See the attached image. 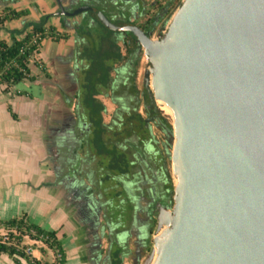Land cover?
Segmentation results:
<instances>
[{
    "label": "water",
    "instance_id": "1",
    "mask_svg": "<svg viewBox=\"0 0 264 264\" xmlns=\"http://www.w3.org/2000/svg\"><path fill=\"white\" fill-rule=\"evenodd\" d=\"M95 15L136 37L172 118L173 204L142 264H264V0H180L159 40Z\"/></svg>",
    "mask_w": 264,
    "mask_h": 264
},
{
    "label": "flooded vegetation",
    "instance_id": "2",
    "mask_svg": "<svg viewBox=\"0 0 264 264\" xmlns=\"http://www.w3.org/2000/svg\"><path fill=\"white\" fill-rule=\"evenodd\" d=\"M51 1L53 12L40 16L37 21L43 19L46 26L50 18L58 19L71 32L60 34L66 39L71 37L74 44L63 57L52 58L50 71L43 73L40 82L59 98L57 111L44 113L43 138H49L45 143L46 152L51 159L57 151L93 157L91 163L84 161L88 171L85 169L81 178L73 176V182L66 178L59 183L61 200L75 210L79 219L91 210L87 226L93 227L98 236L111 235L109 245H114L117 236L122 235L118 246L109 249L111 264H142L158 222H163L173 204L167 151L171 126L153 102L147 86L150 65L136 37L130 32H116L115 45L120 58L110 65L108 89L93 96L102 106L99 115L106 126V133L100 138L107 153L97 152L92 127L82 113L79 100L80 80L88 65L81 54L89 47L79 32L92 31L98 22L95 15L98 11L116 26L135 27L150 40H159L180 0H165L163 4L161 0H135L133 12H127L121 21L109 20L103 9L105 0H79L76 4L71 0ZM83 6L92 10L77 12ZM51 73L59 77L53 79ZM116 156L119 162L115 164L121 172L113 166ZM87 174L101 175V178L98 183L87 184ZM112 178H120L125 196L121 200L116 199V192L112 190L115 186Z\"/></svg>",
    "mask_w": 264,
    "mask_h": 264
},
{
    "label": "crops",
    "instance_id": "3",
    "mask_svg": "<svg viewBox=\"0 0 264 264\" xmlns=\"http://www.w3.org/2000/svg\"><path fill=\"white\" fill-rule=\"evenodd\" d=\"M105 1L106 6L103 9L110 21H121L127 12L132 13L136 2ZM4 6L15 11H27L24 18L4 24L6 30L19 29L25 21H37L40 16L50 14L54 10L51 0H0V10ZM118 14L120 17H117ZM48 26H52L59 34L71 33L58 19L50 18L46 23V27ZM0 39H7L2 30ZM73 44L71 37L57 43L50 40L41 41L38 53L28 64L33 80L22 81L26 86H34L38 90L37 97L25 92H16L14 86L8 92L0 93V221L24 215L28 223L46 231H54L65 254L64 264H111L109 249L111 246H118L122 235L117 236L114 245H109L111 235L98 236L93 227L87 226L91 210L79 219L75 210L61 200L59 183L66 178L70 182L75 180L74 177L81 178L82 173L88 171L84 161L91 163L92 155L80 152H69V155L63 151H55L56 154L51 159L45 144L49 138H43L46 118L44 113L57 111L59 98L40 82L43 80V73L50 71L52 58L63 57ZM42 47L45 49L42 50ZM33 62L40 66H35ZM40 68L44 72H41ZM57 77L59 76L52 74L53 79ZM104 174L108 176L107 173ZM95 176L87 174L85 182L98 183L101 175ZM112 180L115 184L112 190L116 192V199L121 200L125 196L120 178ZM102 197L106 196L102 194ZM21 244L30 247V257L51 262V254L46 250L40 252L37 244L26 238L22 239ZM0 264L26 263L21 259L14 260L0 254Z\"/></svg>",
    "mask_w": 264,
    "mask_h": 264
},
{
    "label": "trees",
    "instance_id": "4",
    "mask_svg": "<svg viewBox=\"0 0 264 264\" xmlns=\"http://www.w3.org/2000/svg\"><path fill=\"white\" fill-rule=\"evenodd\" d=\"M26 15V10L15 11L7 7L0 10V30L7 36L6 40L0 39V93L8 92L12 86L24 80H33L28 64L38 53L42 40L58 42L66 39L65 35L57 33L54 28L46 27L43 19L37 22L26 21L19 29L4 28V24L22 19ZM79 36L89 43V47L81 54L88 60L87 68L80 80L79 100L83 106L82 113L86 114L92 127L93 146L99 154L107 153L103 138H100L106 133V126L101 123L99 115L102 106L93 99V96L108 89L110 65L120 58L115 45L118 33L107 30L95 22L92 31L79 32ZM33 63L35 66H40ZM40 71L44 72L42 68ZM11 117L14 118L13 115ZM135 120L140 122L138 117H135ZM118 158L119 156L114 158L113 166L116 171L118 170L117 172H121L120 166L116 165L119 162ZM0 230L7 232L8 235L7 240L0 241V254H5L14 260L21 259L26 264H64L65 254L56 233L28 223L24 215L0 221ZM9 231H14V234L8 233ZM24 238L37 244L40 252L48 251L52 257L51 262L47 263L26 255L24 253L26 246L21 244Z\"/></svg>",
    "mask_w": 264,
    "mask_h": 264
},
{
    "label": "rangeland",
    "instance_id": "5",
    "mask_svg": "<svg viewBox=\"0 0 264 264\" xmlns=\"http://www.w3.org/2000/svg\"><path fill=\"white\" fill-rule=\"evenodd\" d=\"M44 49H45V47H42V50H44ZM14 90L16 92H20V93L25 92V93L31 94L34 97L38 96V90L34 86H30V85L26 86L24 82H20V83L14 85ZM169 146L170 145L168 144V146H167L168 153H169ZM168 165H169V160H168ZM169 170H170V166H169Z\"/></svg>",
    "mask_w": 264,
    "mask_h": 264
},
{
    "label": "built area",
    "instance_id": "6",
    "mask_svg": "<svg viewBox=\"0 0 264 264\" xmlns=\"http://www.w3.org/2000/svg\"><path fill=\"white\" fill-rule=\"evenodd\" d=\"M165 0H161L160 3H164ZM8 233H11V234H14V231H9ZM7 232L3 231V230H0V241L1 242H4L5 240H7ZM30 247H26L25 250H24V253L26 255H30Z\"/></svg>",
    "mask_w": 264,
    "mask_h": 264
},
{
    "label": "bare ground",
    "instance_id": "7",
    "mask_svg": "<svg viewBox=\"0 0 264 264\" xmlns=\"http://www.w3.org/2000/svg\"><path fill=\"white\" fill-rule=\"evenodd\" d=\"M158 108H159V110H160L161 112H163L164 115L169 116L170 121H172L171 113H170V111H169L168 108L163 107V106H161V105H159Z\"/></svg>",
    "mask_w": 264,
    "mask_h": 264
}]
</instances>
